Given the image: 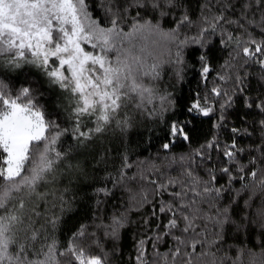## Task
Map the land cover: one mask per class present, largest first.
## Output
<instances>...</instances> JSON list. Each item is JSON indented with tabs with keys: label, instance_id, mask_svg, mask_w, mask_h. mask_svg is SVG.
Returning <instances> with one entry per match:
<instances>
[{
	"label": "snow or ice",
	"instance_id": "1",
	"mask_svg": "<svg viewBox=\"0 0 264 264\" xmlns=\"http://www.w3.org/2000/svg\"><path fill=\"white\" fill-rule=\"evenodd\" d=\"M134 4L139 8L150 7L163 17L178 7V0H134ZM237 6L240 14L233 17L229 10L234 13ZM105 12L110 16L108 24L93 17L87 0H0V66L19 69L32 65L40 69L51 84L63 90L69 99L73 132L78 134V139L82 138L81 143L102 133L113 123L126 127L129 123L127 110L132 107L163 118L172 101L166 95H160L158 109L155 106L152 110L146 108L153 104L157 93L153 86L145 83V78L158 79V65L148 64L135 54L134 41L155 35L176 42L179 39L177 30L191 24L185 13L176 22V28L170 31L145 21L143 24L134 22L132 30L126 32L122 27L124 15L115 0H106ZM233 26L234 30L230 31ZM257 27L259 40L253 35ZM217 31L222 39L226 37L223 39L225 46L235 43L232 59L239 58L237 62L242 61L245 66L257 64L264 70V0H205L199 32L190 40H179L177 47L182 48L188 43L204 47L206 38ZM143 51L145 48L141 47L140 52ZM199 60L200 75L206 80L210 72L207 54L201 53ZM175 65L177 77L182 78L186 65L179 50ZM222 67L235 71V65L230 61ZM226 78L243 85L239 75L219 76L220 80ZM238 91L243 92V87ZM211 92L216 97L229 95L216 87ZM232 103L230 99L227 106L231 107ZM246 106H255L264 114V99L246 101ZM220 108L224 109L225 105L221 104ZM214 110L208 105L207 96L197 97L187 109L189 114L205 117ZM85 119H91L95 127L82 131ZM260 123L264 126V120ZM67 131L48 117L31 87L14 90L0 79V264H107L106 256L93 254L89 251L90 245L83 242L84 226L65 246L47 234L43 226L35 227L34 218L40 214L34 201L43 198L38 191L41 183H47L57 162L65 156L56 145ZM232 131L238 130L233 128ZM167 135L170 142L163 145L164 149L170 147L173 139L190 140L186 124L179 120L168 124ZM202 147L219 149L215 140ZM220 151L225 158L224 166L209 168V180L196 175L189 161L183 173L185 179L158 184L157 194L167 192L169 186L178 185L179 190L169 192L171 200L158 208L168 220L165 231L156 239L169 236L173 244L166 253L156 252L153 264H223L217 257L218 245L225 225L234 222L229 214L230 205H219V202L224 193L231 191L230 185L237 179L250 180L252 191L259 190L264 194V169L253 168L246 172V166L237 167L235 142ZM196 155L201 161L210 159L199 150ZM251 163L255 164V160ZM216 171L227 178L225 185L218 184ZM149 182L157 183L155 180ZM249 187V183H244L245 190ZM204 205L212 210L211 213L205 212ZM258 215L260 226L264 227V209ZM56 222V219L46 221L53 227ZM120 226V220L114 219L111 233L115 235ZM143 256L141 251L137 259L140 264H147Z\"/></svg>",
	"mask_w": 264,
	"mask_h": 264
},
{
	"label": "trees",
	"instance_id": "2",
	"mask_svg": "<svg viewBox=\"0 0 264 264\" xmlns=\"http://www.w3.org/2000/svg\"><path fill=\"white\" fill-rule=\"evenodd\" d=\"M87 2L94 18L105 24L110 22V16L105 12L106 0ZM115 3L124 15L122 27L126 32L132 30L134 22L143 24L151 21L152 24H159L164 31H170L176 28V22L185 13L191 19L190 25L177 30L179 39L176 42L165 41L155 35L134 41V53L148 64L158 65V79L145 78V83L153 86L157 93L153 104L146 105V108L152 110L155 106L158 109L160 95H166L172 101L163 118L132 107L127 110L129 123L126 127L113 123L102 133L94 134L92 139L81 143L82 138L78 139V134L73 132L74 120L67 94L51 84L40 69L32 65L19 69L0 66V79L8 82L14 90L31 87L48 117L55 120L61 129H68L56 145L65 156L47 177V183L42 182L38 189L43 198L34 201L40 214L34 218L35 227L40 229L43 226L47 234L65 246L73 234L84 226L83 242L86 246L90 245L89 251L93 254L106 256L107 264H140L137 257L141 251L147 264H153L155 253H166L173 244L169 236L156 239L165 231L164 225L168 220L166 215L158 212V208L163 202L171 200L169 192L179 190L178 185L169 186L167 192L157 194L158 184L167 185L169 180L185 179L183 173L189 161L196 175L209 180V168L224 166L225 158L220 149L233 142L238 150L237 167L246 166V172L253 168L264 169V126L260 123L264 114L255 106H246V101L264 99V79H261L264 70L257 64L245 66L242 61L237 62L239 58L232 59L235 43L225 46L223 39L226 37L222 39L219 31L206 38L204 47L188 43L178 49L179 40H190L199 32L205 0H178V7L163 17L150 7L135 6L134 0H115ZM229 14L238 16L239 6L234 13L229 10ZM256 19L259 20V14ZM253 35L260 39L258 27ZM242 39L246 37L242 36ZM141 47L145 51L140 52ZM178 50L182 52L186 65L182 78L176 75ZM201 53L207 54L210 67L206 80L200 75ZM226 61L235 65V71L222 67ZM220 75H239L243 85H237L234 79L220 80ZM213 87L229 95L216 97L211 92ZM240 87H243V92L238 91ZM204 96L208 97V105L215 109L214 112L207 117L189 114L188 107L197 97ZM230 99L233 103L228 107ZM221 104L225 105L224 109L220 108ZM174 120L186 124L190 140L173 139L170 147L164 149L163 145L170 142L168 124ZM94 127L91 119H85L81 130ZM233 128L238 131L234 133ZM213 140L219 149L202 147ZM198 150L210 159L201 161L196 155ZM253 160L255 164L251 163ZM216 176L218 184L225 185L227 178L219 171H216ZM150 180L157 183L152 184ZM246 182L250 185L248 190L243 188ZM230 187L231 191L224 193L219 205H230L229 214L234 223L225 225L217 257L223 260V264H264V227L260 226L258 215L264 209V194L259 190L253 192L250 180L237 179ZM203 208L206 213L212 211L207 205ZM117 218L122 226L113 235L111 228ZM48 219L57 220L55 227L46 223Z\"/></svg>",
	"mask_w": 264,
	"mask_h": 264
}]
</instances>
